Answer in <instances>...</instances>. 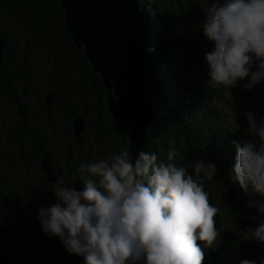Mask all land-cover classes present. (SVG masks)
<instances>
[{
	"label": "trees",
	"instance_id": "1",
	"mask_svg": "<svg viewBox=\"0 0 264 264\" xmlns=\"http://www.w3.org/2000/svg\"><path fill=\"white\" fill-rule=\"evenodd\" d=\"M134 1L145 15L146 67L154 77V113L143 151L177 167L197 159L216 164V177L205 180L204 190L210 204L219 209L214 217L218 237L214 249H204L201 244L205 251L203 264H242L250 258L260 259L261 246L244 240L242 233L264 222V213L258 210L264 196L253 192L251 185L245 193L232 177L236 162L233 142L247 141L243 132L249 129L246 113L252 112L257 122L264 119V83L252 89L256 93L254 106L235 105L234 112L228 110L223 90L210 88L209 74L196 68V57L206 61V54L215 50V41L209 40L202 28L206 8L215 0ZM19 16L23 17L28 40L43 44L40 49L48 50L55 68L50 94L58 110L52 113L48 107L43 108L42 122L30 108L41 105L43 93L36 89L25 50L18 49L10 33L9 20ZM0 38L4 46L0 53V99L10 105L15 126L7 137L15 150H0V247L22 264H85L83 257L67 252L59 237L56 248L53 236L41 228L39 209L56 203L54 185L36 174L34 185L29 188L21 170L27 163L40 171L41 156L46 154L58 181L83 183L84 177L78 172L80 165L128 149L126 131L106 107L109 90L93 73L83 51L72 44L58 0H0ZM195 44L194 60L188 46ZM30 97L32 104L28 106ZM71 97L77 100L78 107L72 105ZM76 117L84 121L82 133L90 129L92 142L88 140L84 145L87 133H81L79 143L74 141L71 124ZM252 136L251 141L258 148L259 137L254 133ZM25 143L30 147L29 152L25 149L26 154L22 148ZM169 153L173 154L172 161H168ZM250 201L253 207H248Z\"/></svg>",
	"mask_w": 264,
	"mask_h": 264
},
{
	"label": "clouds",
	"instance_id": "2",
	"mask_svg": "<svg viewBox=\"0 0 264 264\" xmlns=\"http://www.w3.org/2000/svg\"><path fill=\"white\" fill-rule=\"evenodd\" d=\"M202 28L215 41V50L205 56L211 87L235 88L248 77L245 89L264 83V0H215L206 8ZM246 115L249 132L260 144L233 142L232 179L245 193L251 185L264 196V119ZM78 172L83 190L57 181L56 203L40 208L38 219L46 235L59 237L67 252L83 257L85 264H203L201 244L216 247L219 209L204 190L205 180L216 177L215 163L197 159L177 167L156 154L142 150L133 157L123 148L81 164ZM253 206L250 201L248 207ZM258 210L264 213V203ZM242 236L264 244V222ZM260 260L264 264V256Z\"/></svg>",
	"mask_w": 264,
	"mask_h": 264
},
{
	"label": "water",
	"instance_id": "3",
	"mask_svg": "<svg viewBox=\"0 0 264 264\" xmlns=\"http://www.w3.org/2000/svg\"><path fill=\"white\" fill-rule=\"evenodd\" d=\"M58 1L66 32L72 44L85 54L93 73L100 76L109 90L106 107L112 119L124 126L130 156L135 157L145 147L154 113L151 98L154 77L146 67L148 27L145 15L134 0ZM3 48L0 38V53ZM50 99L51 95L44 106L49 105ZM71 126L73 139L79 143L84 121L76 117ZM39 167L47 183H56L46 154L41 156ZM65 183L83 190L80 181ZM53 243L59 247L58 237L53 236ZM0 264L22 263L0 247Z\"/></svg>",
	"mask_w": 264,
	"mask_h": 264
},
{
	"label": "rangeland",
	"instance_id": "4",
	"mask_svg": "<svg viewBox=\"0 0 264 264\" xmlns=\"http://www.w3.org/2000/svg\"><path fill=\"white\" fill-rule=\"evenodd\" d=\"M196 2V1H195ZM199 4V3H198ZM198 16L196 15L195 18L198 19ZM10 22V33H11V37L12 39H14L15 45H18V49L20 50H25L26 52V57H27V63H29L30 68L29 70L31 71L30 74L31 76L34 78L35 83H36V89L40 92L43 93V99L42 102H45L47 97L50 94V92H52V86H53V74H54V66L52 64L51 61V55L48 53V50L46 51V49H40V47L43 44H39L38 41H32V40H28L27 35L24 32V25H23V17L19 16V18H16L14 20H9ZM190 31V30H189ZM192 33L195 32V30L192 29L191 31ZM197 33H195V42H197ZM197 45H199L198 43H196ZM196 44L194 46H188V48H190L189 53H190V57L191 59L195 60V57L197 55H194L193 52H195L194 48L196 49ZM193 45V43L191 44ZM43 48V47H42ZM202 48V47H201ZM197 54V53H196ZM186 56H189L186 54ZM192 61V60H191ZM195 65L196 68L197 67H201L206 73L209 74V66L207 64V62L205 60H202L201 57L198 59V57H196L195 60ZM253 70V69H252ZM207 74V75H208ZM250 79V77L245 78V80L239 81L238 82V86L235 88H231V89H226L224 87H218L221 88L223 90L222 93V97L223 99L226 100L228 106V110H232L234 112L236 111V106L235 105H247V106H254L256 104V100L254 99V97L256 96V93L251 89H245L244 88V84L248 82V80ZM213 88V87H210ZM210 88H208L210 90ZM85 91V90H84ZM86 93V92H85ZM248 95V96H247ZM29 99L32 100V97H30ZM54 99V97L51 95V100ZM254 101V102H253ZM41 102V105H37L34 108V112L38 113V109H40V107H46L44 106V103ZM71 103L73 106H77L78 107V102L75 98L71 97ZM9 105V104H8ZM8 105L2 100L0 99V145H1V149H5L9 152H13L15 150V146L8 143L7 142V137L9 135V132L11 131V126L13 125L12 122H14V116L11 113V109L8 107ZM37 110V111H36ZM240 127V126H239ZM90 129L87 128L83 133H87V141L84 140V145L85 143L87 144L88 140L89 142L91 141V134H90ZM244 134L247 136V141H251V138H253L252 133L249 132V129H244ZM82 133V135H83ZM250 137V138H248ZM22 148L28 151V149L30 148L28 145L22 144ZM26 150L23 151L24 154H26ZM81 150H84V147H81ZM100 160V158H99ZM25 168L23 167L21 170V173L23 175V177L26 178L27 175L29 176H33L34 174L36 175V172L34 170L33 167H31L28 164L24 165ZM14 168V167H13ZM16 171V167L14 168ZM18 170V169H17ZM34 178H29L28 181L29 182V188H31V186L33 187L34 185ZM30 195L32 194L31 192L29 193ZM21 208L24 206L23 203H20ZM23 209V208H22ZM37 226V224H36ZM26 228V227H25ZM26 232V230H25ZM259 246H261L260 248V252H261V257L264 256V246L261 244H258ZM260 257V258H261ZM249 261H255V264H261V260L258 258H250Z\"/></svg>",
	"mask_w": 264,
	"mask_h": 264
},
{
	"label": "flooded vegetation",
	"instance_id": "5",
	"mask_svg": "<svg viewBox=\"0 0 264 264\" xmlns=\"http://www.w3.org/2000/svg\"><path fill=\"white\" fill-rule=\"evenodd\" d=\"M51 95H52V94H51ZM29 102H30V103L28 104V106H31V104H32V100L29 99ZM49 103H50V102H49ZM55 103H56V102H52V101H51V103H50L51 105H50V106H47L48 109H49V111H51L52 113H53V111H54V113H55V111L58 110V107H56ZM47 107H43V106L40 107V109H38V113L34 112V109H32V108H30V109H31V111L34 112L33 114H34V116L36 117V119H39V121L42 122L41 119H40V117H42V116L45 114L44 109L47 108ZM43 108H44V109H43ZM48 109H47V110H48ZM36 111H37V110H36ZM12 123H13V122H12ZM13 124H14V123H13ZM14 127H15L14 125L11 126L12 129H14ZM49 150H50V149H49ZM50 155L52 156L51 153H50ZM47 157H48V155H47ZM48 159H49V157H48ZM49 162H50V160H49ZM26 164H27V163H26ZM28 165H29V164H28ZM50 167H51V171H52V173H53V176H54V178H55V181L57 182L58 179H57V178L55 177V175H54V172H53V169H52V166H51V162H50ZM39 168H40V167H39ZM35 172H36V174L38 175V177H39L40 179H43V180L46 181V179H45V175H44V173L42 172L41 169H40V171H38V169H36ZM41 174H42V175H41ZM35 176H36L35 174H34V177H33V176L31 177V176L27 175V176H26V178H27L26 181H28L29 178H31V179L34 178L33 181H35ZM23 178L25 179V177H23ZM46 182H47V181H46ZM49 184H53V185H55L56 183H49Z\"/></svg>",
	"mask_w": 264,
	"mask_h": 264
},
{
	"label": "bare ground",
	"instance_id": "6",
	"mask_svg": "<svg viewBox=\"0 0 264 264\" xmlns=\"http://www.w3.org/2000/svg\"><path fill=\"white\" fill-rule=\"evenodd\" d=\"M254 102V101H253ZM246 126V125H245ZM243 127V126H242Z\"/></svg>",
	"mask_w": 264,
	"mask_h": 264
}]
</instances>
